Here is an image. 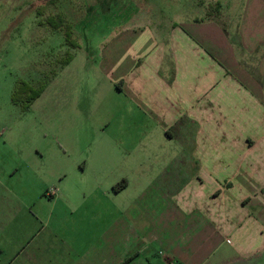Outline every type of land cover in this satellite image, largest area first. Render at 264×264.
Here are the masks:
<instances>
[{
  "label": "rangeland",
  "instance_id": "rangeland-1",
  "mask_svg": "<svg viewBox=\"0 0 264 264\" xmlns=\"http://www.w3.org/2000/svg\"><path fill=\"white\" fill-rule=\"evenodd\" d=\"M241 8V0H0V264L157 261L135 250L148 213L135 200L180 145L116 128V88L101 61L117 29L151 19L212 18L235 40ZM58 15L81 45L65 67L63 33L40 24ZM43 80L27 111L13 104L19 81Z\"/></svg>",
  "mask_w": 264,
  "mask_h": 264
},
{
  "label": "crops",
  "instance_id": "crops-1",
  "mask_svg": "<svg viewBox=\"0 0 264 264\" xmlns=\"http://www.w3.org/2000/svg\"><path fill=\"white\" fill-rule=\"evenodd\" d=\"M241 1L235 40L216 19L160 18L105 49L116 128L180 145L135 200L149 264H264V0Z\"/></svg>",
  "mask_w": 264,
  "mask_h": 264
},
{
  "label": "trees",
  "instance_id": "trees-1",
  "mask_svg": "<svg viewBox=\"0 0 264 264\" xmlns=\"http://www.w3.org/2000/svg\"><path fill=\"white\" fill-rule=\"evenodd\" d=\"M219 12V9L216 10ZM42 16V13H39ZM41 25L48 27L53 32H62L65 39V46L69 48L62 58H60L59 64L61 67H65L71 63L74 57V52L81 49L79 41L73 36V30L71 27L64 23L61 16H49L45 17L43 21L40 22ZM57 71L51 73L56 75ZM50 77L47 78L49 80ZM47 80H43L37 86H33L30 83L19 81L15 87L12 102L21 111H27L31 104L38 99L45 90ZM257 80L263 83L262 78L257 76Z\"/></svg>",
  "mask_w": 264,
  "mask_h": 264
}]
</instances>
